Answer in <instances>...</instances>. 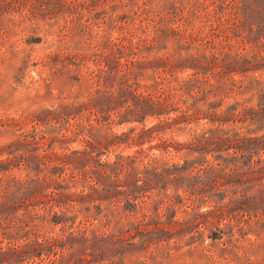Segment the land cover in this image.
Instances as JSON below:
<instances>
[{
	"label": "trees",
	"instance_id": "16d2710c",
	"mask_svg": "<svg viewBox=\"0 0 264 264\" xmlns=\"http://www.w3.org/2000/svg\"><path fill=\"white\" fill-rule=\"evenodd\" d=\"M4 2L73 14L82 36L106 29L75 63L89 69L94 91L57 110L72 137L56 142L81 148L21 158L39 163L24 177L0 161V264L116 263L128 249L167 250L174 238L215 244L264 228V79L254 76L264 71V0ZM84 11L95 15L81 27ZM129 15L149 23L145 39L143 26L122 33ZM148 73L150 86L139 81ZM127 125L142 128L113 134ZM123 145L138 150L111 158ZM182 207L191 213L177 220Z\"/></svg>",
	"mask_w": 264,
	"mask_h": 264
},
{
	"label": "rangeland",
	"instance_id": "374dc122",
	"mask_svg": "<svg viewBox=\"0 0 264 264\" xmlns=\"http://www.w3.org/2000/svg\"><path fill=\"white\" fill-rule=\"evenodd\" d=\"M4 1L7 4L14 0ZM94 15L95 12L89 14L84 11L81 27H86L87 18ZM136 19L137 17L131 16L122 33L128 29L135 31L143 26L138 36L144 37L142 32L147 30L149 23L141 24ZM105 29L102 24L100 29L89 31V36H82L80 32H75V17L66 11L60 13L58 9L46 6L35 12L18 5L11 8L0 6V161L13 160V166L19 168L14 170L16 176L24 177L22 172L25 169L39 166L37 162H24L21 158L28 161L32 155L52 157L81 148L79 143H71L62 149L56 142L62 135L72 137L69 132L61 131L63 124L56 119L57 110L59 106L69 105L74 101L82 102L94 91L89 69L75 66V63L79 56L90 57L96 52L94 45ZM82 30L79 28L83 33ZM113 35L118 37L119 34L115 32ZM168 54L169 51L147 53V57L153 59ZM91 67L93 68L92 65ZM190 73L179 74L178 77L185 78ZM150 76L151 73H148L147 77L139 78L140 83L150 86ZM254 76L264 79V71ZM248 97L249 95L244 96L245 99ZM205 123L203 121L197 124L198 128L204 127ZM153 124L148 122L147 126L151 127ZM195 127L193 125L191 128ZM131 128L140 130L142 127L115 126L112 132L114 135H121ZM167 138L183 141V138L169 135ZM24 139L30 142H25ZM32 139H40L37 142L39 146L32 145ZM149 146L145 145L144 150ZM35 149L39 150L33 152ZM114 150L111 158L120 153L132 155L138 148L123 145ZM149 154L158 156L160 152L153 150ZM169 158L182 163L180 156L174 157L172 154ZM42 163L53 166L47 161ZM205 210L204 208L203 211ZM185 211L191 213V209L179 208L176 219L183 220L186 217ZM61 229L48 226L44 231L53 230L51 233L58 234ZM187 240L186 237L174 238L170 248L162 251L128 249L123 252L125 255L121 259L115 260L116 263L104 261L100 264H264V228L253 230L244 238L236 233L232 239L225 238L215 244L207 237L201 245H190ZM6 244L7 242L3 246L6 247Z\"/></svg>",
	"mask_w": 264,
	"mask_h": 264
}]
</instances>
